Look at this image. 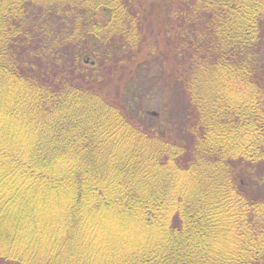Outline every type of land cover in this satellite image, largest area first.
<instances>
[{"label": "trees", "instance_id": "16d2710c", "mask_svg": "<svg viewBox=\"0 0 264 264\" xmlns=\"http://www.w3.org/2000/svg\"><path fill=\"white\" fill-rule=\"evenodd\" d=\"M0 130V264H264V0H0Z\"/></svg>", "mask_w": 264, "mask_h": 264}, {"label": "rangeland", "instance_id": "374dc122", "mask_svg": "<svg viewBox=\"0 0 264 264\" xmlns=\"http://www.w3.org/2000/svg\"><path fill=\"white\" fill-rule=\"evenodd\" d=\"M152 29H155V32L158 31V27L160 25H164L165 19L161 20L160 23H156V20L153 19ZM159 24V25H158ZM13 133V130L11 131ZM10 132V133H11ZM7 135L6 132H2L0 130V143H4L5 145V138H7L8 142H13V136H11L12 140L10 139V136ZM98 211V210H97ZM125 220V221H124ZM88 223L85 225L86 232L83 247H88L90 254H92L91 259H93V262L99 263L104 262L105 260L107 263H110L113 261V248L117 251L119 249L126 250V247L123 245L125 244V241H122L123 238H128V242L132 243L134 241V235L138 239L139 243H144L150 236V233L148 230L141 226H137L136 224H133L132 222H129L127 219H120L118 215H116L115 212L112 210L107 211H101V212H93L90 214L87 218ZM130 232H133L131 234ZM152 237V236H150ZM135 238V239H136ZM146 239V240H145ZM110 242V245L108 243ZM119 241H122L121 243ZM131 241V242H130ZM104 242V243H103ZM81 247V246H80ZM82 247V251L84 248ZM113 247V248H112ZM111 248V249H109ZM87 251V250H84ZM85 255L86 253H82ZM95 259V261H94ZM113 259V260H112ZM13 264V263H8Z\"/></svg>", "mask_w": 264, "mask_h": 264}]
</instances>
